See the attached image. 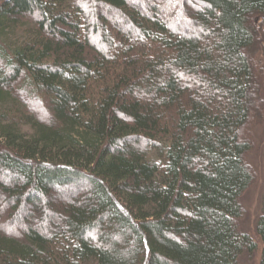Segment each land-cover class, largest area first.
Wrapping results in <instances>:
<instances>
[{
    "label": "trees",
    "instance_id": "16d2710c",
    "mask_svg": "<svg viewBox=\"0 0 264 264\" xmlns=\"http://www.w3.org/2000/svg\"><path fill=\"white\" fill-rule=\"evenodd\" d=\"M258 15L264 0H0V264L255 253L238 221ZM256 235L264 264V195Z\"/></svg>",
    "mask_w": 264,
    "mask_h": 264
},
{
    "label": "rangeland",
    "instance_id": "374dc122",
    "mask_svg": "<svg viewBox=\"0 0 264 264\" xmlns=\"http://www.w3.org/2000/svg\"><path fill=\"white\" fill-rule=\"evenodd\" d=\"M253 22L258 30V39L250 51V56L261 89L262 106L259 109V115L251 121L246 130L252 145L246 159L254 172V178L252 185L242 197L241 204L244 211L238 224L242 232L249 233L258 240L259 246L255 253L244 252L240 257L239 264H259L261 249L256 235V223L262 213L264 195V15L256 16ZM15 36L23 37V33Z\"/></svg>",
    "mask_w": 264,
    "mask_h": 264
}]
</instances>
